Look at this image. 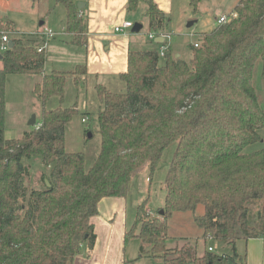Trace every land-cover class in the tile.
<instances>
[{
	"label": "trees",
	"instance_id": "1",
	"mask_svg": "<svg viewBox=\"0 0 264 264\" xmlns=\"http://www.w3.org/2000/svg\"><path fill=\"white\" fill-rule=\"evenodd\" d=\"M201 1L189 0L194 14ZM141 2L149 33L163 32L167 18L152 0H127V11ZM57 5L64 8L71 43L84 47L87 25L77 4L54 0ZM232 13L197 47L188 45L187 61L174 58L167 42L160 44L162 64L157 50L129 51L126 71L118 76L123 90L95 86L100 147L89 169L81 153L64 147L76 104L45 108L52 98L63 99L68 77L86 76L85 65L43 75L46 52L37 48L44 39L20 36L0 18V45L3 36L13 42L0 60V264H72L83 245L91 250L95 243L92 218L99 202L126 197L131 180L145 169L152 175L172 144L163 206L153 212L141 202L125 240L138 241L137 259L160 264H246L236 243L264 238V147L244 152L264 132L253 86L258 63L264 83V0H238ZM8 75L40 78L32 90L43 106L40 121L17 139L4 137ZM32 158L45 168L41 189L28 186L23 160ZM179 213L191 215L204 243L230 246L231 253L218 255L210 246L201 254L189 245L169 248L168 221Z\"/></svg>",
	"mask_w": 264,
	"mask_h": 264
},
{
	"label": "rangeland",
	"instance_id": "2",
	"mask_svg": "<svg viewBox=\"0 0 264 264\" xmlns=\"http://www.w3.org/2000/svg\"><path fill=\"white\" fill-rule=\"evenodd\" d=\"M6 7L0 6V18L10 17L16 22V24H23L24 21L30 17L39 16L38 22L41 19L47 17V24L51 26V29L57 34L53 40V45L58 47L62 46L65 50L62 53L58 48H54L52 52L48 53L47 65L45 71L50 74V65L53 63L58 66L57 61L62 60V65L68 70L74 68V63L81 64L82 62L76 61L73 58L74 51H77V47H72L67 43L60 44V40L64 37H59L61 31L60 22L63 20L65 15L64 8L61 5H57L49 15H47L46 7L48 8V1L40 0L34 3V7L25 5L24 0H11ZM238 0H202L198 6V12L194 14L189 5L185 7L178 6L177 15L183 18L181 23H175L169 26L168 35L169 39L165 40L170 46V50L173 55L178 54L183 60L189 59L188 45L193 43H199L203 34L210 33L215 27H217V20L220 16H228L232 13ZM30 5L32 2L29 0ZM79 4V3H78ZM77 4V5H78ZM145 16V15H144ZM141 10L134 13L135 20L129 18L131 24H136L139 21L146 22L147 18L144 17ZM42 17V18H41ZM65 18V17H64ZM61 20V21H60ZM194 24L190 28H186L187 24ZM47 25V26H48ZM147 26L143 25V30L140 35L133 36L138 41L137 48L143 51L158 50L160 45L152 42L148 38ZM166 37V38H167ZM52 41H50L51 44ZM200 44V43H199ZM51 57V58H50ZM50 58V60H49ZM160 64L163 63V58H160ZM261 64L258 63L253 71V86L255 88L258 102L261 108L264 110V83L260 77ZM35 78V79H33ZM77 80H81L79 75H76ZM40 78L32 77L27 75H8L5 82V129L4 137L6 139H17L20 138L24 132H28L35 128V125H29V120L32 115L35 116V124L40 121V113L43 106L38 102L32 93L34 83L39 82ZM110 89L113 92L123 90V83L115 77V79L109 78ZM93 79L89 77L86 83L81 81L78 83L74 82V76H70L66 79L65 83V94L63 99L60 101L58 98H52L46 103V108H56L60 106L62 108H68L76 104L77 114L73 116L72 120L68 123L65 129L64 135V147L66 152L81 153L84 156L85 168L89 169L93 164L94 159L99 153L100 147V136L98 133L97 126V112L100 106V102L96 96V92L93 88ZM59 101V102H58ZM87 113V119L82 122ZM88 134L91 136L88 137ZM264 147V132H261V141L247 147L244 152H253ZM175 144L170 145L163 152L162 159L157 169L152 175H150L149 169H145L138 176L134 177L128 187L127 194V209H128V220L132 221L135 217L136 206L141 202L146 201L148 210L151 209L156 212L157 209L161 208L164 203L165 191L163 188V180L167 172L169 161L172 157ZM24 165L29 166V183L28 186L31 188L41 189L39 183V177L44 166L35 159L30 160L24 159ZM133 212V213H132ZM201 231L194 225L192 217L189 213L174 214L168 221V240L167 246L169 248L181 247L183 245H189L195 247L198 254H201L203 249L211 247L213 252L221 254H230L231 247L225 246L220 243L204 241L201 239ZM263 239V238H261ZM248 242V241H247ZM246 241H238L236 243L237 250L240 255L247 254V264H254L257 262L253 255L249 252V248ZM136 246V255L139 249V243L133 241L130 243V253L132 245ZM262 248V240L255 242V247L252 252L256 253V256H260L258 250ZM137 264H160L154 260H142ZM256 264V263H255Z\"/></svg>",
	"mask_w": 264,
	"mask_h": 264
},
{
	"label": "crops",
	"instance_id": "3",
	"mask_svg": "<svg viewBox=\"0 0 264 264\" xmlns=\"http://www.w3.org/2000/svg\"><path fill=\"white\" fill-rule=\"evenodd\" d=\"M9 1L11 0H0V6L6 7L7 4L10 3ZM39 1L40 0H36L35 2L31 1L32 5H30V3H28L29 0H24V4L33 8V4H38ZM44 1H48L49 6L48 8L46 7L45 13L49 15V13L56 8V6H54V0ZM152 1L156 4L158 10H160L167 18V23L164 31L158 34L169 37V33L167 30L169 29V26L173 25V21H175V23H181V21L183 20V18H180L177 15L178 6L185 7L186 5H189V0ZM74 2L76 4L79 3L80 5H82L81 9L79 10L87 25V44L84 47H78L71 43L72 35L66 33L64 30L65 15L63 17V20H60L61 31L59 33V37H64V39L60 40V44H63L65 42L71 45L73 48L77 47V51H74L75 55L73 56V58L76 59V61L80 60L82 63H74V68L67 71L68 68H65V66L62 65V60L57 61L58 66H55L53 63H51L49 73L53 71L69 73L73 72L76 67L85 65L87 70L86 76L81 77L80 81H75L74 78L75 83L81 81L86 83V80L91 77L94 83V90L96 85H102L108 90L112 91L110 89L109 78H118L120 74L126 71L128 52L143 51L137 48V45L139 44L138 41L136 42V38L133 36H141L140 32L143 30V25L147 26L148 29V19L146 20V22H144V20L137 22L142 26V29L136 35L131 32V29H124L121 33H115L114 28L120 26L124 22L131 23V21L135 20L134 13L138 10H141L142 15H145L144 17H146L147 6L144 2H141L136 11L128 12L127 0H74ZM129 18H132L133 20H129ZM1 19L4 21L12 22L16 32L20 36L24 37L33 36L37 38H43L40 35H35V33H40L47 29L53 31L51 29V26L47 24V17L41 19L40 22H38L40 18L38 15H36L35 17H30L28 20L24 21L23 24H16V22L10 17H2ZM186 28L189 27L186 26ZM55 37L56 36L49 39L47 43V47L45 50L46 63L44 65L43 75L48 73L45 71L48 53L51 52L52 57V52L55 47L58 48L59 51H61L60 53L65 51L62 46L58 47L57 45H53V40ZM141 37L143 38V36ZM168 37L163 38V41L166 42L165 40L169 39ZM157 39L161 38L156 37L152 42L158 45L163 43V41L156 42ZM50 41H52L51 44ZM178 57L180 56L178 55ZM133 223L134 219L132 221V217L130 220H128L127 195L124 198L102 199L98 204L97 215L92 218V225L96 236L95 243L91 250L88 249L86 245H83L80 254L74 259L72 264H123L124 262L137 264L142 260H152L148 258L137 259L138 253L137 255L135 254V244L132 245V249L128 254L131 246L130 243L133 241H137L136 239L125 240V234L132 227ZM261 240L262 248L261 250L257 251V253L260 252V256L257 257L256 253L252 252V249H254L255 247V242ZM247 245L249 248V252L257 261L255 263L264 264V238L248 240ZM236 251L238 252L237 247ZM244 255L247 264L248 255Z\"/></svg>",
	"mask_w": 264,
	"mask_h": 264
},
{
	"label": "built area",
	"instance_id": "4",
	"mask_svg": "<svg viewBox=\"0 0 264 264\" xmlns=\"http://www.w3.org/2000/svg\"><path fill=\"white\" fill-rule=\"evenodd\" d=\"M235 17V14L234 13H231L229 14L228 16H225V15H222L218 18L217 20V25H223L225 24L226 22H228L231 18H234ZM132 24L130 22H124L122 23L120 26H117L114 28V31L115 33H121L124 29H132ZM35 35H40L41 37H43V42H42V45L40 47L37 48V51L38 52H43L46 50V47H47V43H48V40L51 39L52 37H54L56 35V33H54L53 31H51L50 29H47V30H44L40 33H35ZM156 37L158 38H161L162 41H163V38H166L167 36H163L162 34H158V33H148V38L150 40H154ZM10 40L7 38V36H3L2 37V42H1V45H0V53H2L3 51L7 50L8 47H7V44ZM164 42V41H163ZM194 46L197 47L198 44L195 42L194 43ZM159 52V56L161 58H163V47L160 45V48L158 50ZM86 119H82V122H84ZM209 251H211V248H209Z\"/></svg>",
	"mask_w": 264,
	"mask_h": 264
},
{
	"label": "water",
	"instance_id": "5",
	"mask_svg": "<svg viewBox=\"0 0 264 264\" xmlns=\"http://www.w3.org/2000/svg\"><path fill=\"white\" fill-rule=\"evenodd\" d=\"M81 7H82V5H80V4L77 5L78 9H81ZM192 25H193V23H189V24H187V27L190 28ZM141 29H142V26L140 24L136 23V24L133 25V27L131 29V32L134 33V34H137V33H139V31ZM156 42H162V39H157ZM12 46H13V42L9 41L8 44H7V47L10 49V48H12ZM174 58H178V55H175ZM1 59H2V55L0 53V60ZM29 125H33V126L35 125V116L34 115L31 116V118L29 120ZM90 136L91 135L88 134V137H90ZM46 185L49 186V184L47 182H46Z\"/></svg>",
	"mask_w": 264,
	"mask_h": 264
}]
</instances>
